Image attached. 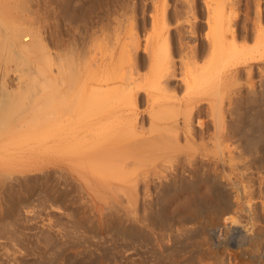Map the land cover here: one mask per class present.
I'll return each instance as SVG.
<instances>
[{
    "label": "bare ground",
    "instance_id": "obj_1",
    "mask_svg": "<svg viewBox=\"0 0 264 264\" xmlns=\"http://www.w3.org/2000/svg\"><path fill=\"white\" fill-rule=\"evenodd\" d=\"M165 1L149 0L151 12L143 9L138 15L128 9L133 0H121L113 9L102 11L94 25L75 30L71 48L59 45L54 52L41 45L45 68L33 57L32 67L29 64L33 80L29 83L37 87L34 75L41 76L40 81L48 86L39 79L38 85L49 91L45 97L36 93L31 102L25 101L30 104L15 113L14 120L9 116L8 121V102L18 96L16 90L19 92L23 83L11 80L6 84L7 71L0 66V144L14 134H24L27 140L24 145L17 144L16 151L59 158L57 168L67 171L81 187L97 194L110 193L111 202L125 204L121 214L114 206L110 211L126 236L149 232L154 216L168 217L171 208L174 229L162 228L156 238L161 253L175 240L193 239L198 264L208 256L215 264H264V227L254 221V208L250 203L228 202L221 193L230 174L244 170L247 173L241 175L245 179L251 174L247 159L241 160L246 156L245 146L234 130L243 103L259 96L250 75L254 69L264 74V29L259 25L258 8L251 27L255 45L247 47V28L239 26V0H174L171 13ZM123 17L129 24L118 37L119 29L113 30L112 24L119 25ZM188 37L194 39L192 45L186 41ZM21 46L16 53L24 49ZM142 69L147 73L140 74ZM240 72L246 75L243 92L237 83ZM259 77L262 91L264 75ZM178 89L181 94L176 95ZM141 102L143 110L139 109ZM2 149L0 155H10V145ZM258 163L264 168V160ZM199 183L210 196L199 195ZM150 187L155 199L141 195L139 200V188L145 194ZM167 190L172 193L171 205L162 201ZM258 191L260 196L264 189ZM182 194L186 198L183 203L179 201ZM259 203L264 215V195ZM242 216L245 224L239 221ZM210 238L220 249L216 256L210 251ZM231 249L233 258L226 262L223 253Z\"/></svg>",
    "mask_w": 264,
    "mask_h": 264
},
{
    "label": "rangeland",
    "instance_id": "obj_2",
    "mask_svg": "<svg viewBox=\"0 0 264 264\" xmlns=\"http://www.w3.org/2000/svg\"><path fill=\"white\" fill-rule=\"evenodd\" d=\"M119 1L121 2V0H26V2L25 0H21V2L20 0H14L13 2L12 0H0V66L5 68L8 75H6V78H3V76L2 78L5 82L9 79L6 84L8 82L10 83L11 80V83L16 81H18L20 85L23 83L20 87L21 89L18 88L22 95L20 96L19 92L16 90L18 96H14L15 98L11 99L12 102H8V104L11 103V105H8V109L10 106L11 108L8 112L10 115L7 116H11V120H14L16 117L15 113L20 110L22 111L24 106L30 104L36 93L38 97H45L46 93L49 91L46 90L48 88L45 89L48 84L44 85V82L40 81L41 79L39 78H41V76L34 75L37 82H35V80L33 82L37 87L43 82L45 87L43 85L39 87L42 92H37L39 89L36 90L37 87L29 83L33 80V76L31 75L32 79L29 76L31 72V69L29 70V64L33 63L34 60L37 59L36 57L40 59H37L38 62L40 61L39 63L37 62L40 66L37 65L42 69L45 68V56L42 55V57V53L40 52L42 51L41 45H46L48 49L54 52L56 48H59V45L61 48L63 46L71 48L76 38L77 30H82L79 28L90 26L91 24L94 25L95 21H99L101 13L108 9H113ZM133 1L134 3L132 2V4H129L131 7L128 6V9L135 11L136 14L139 15L143 9L145 12L147 11L146 13L151 12L152 7L151 4H149V0ZM145 1L147 3L144 5L143 2ZM174 3V0H168L166 2L168 12L171 13ZM239 3V26L243 27L242 25H244L245 28H247L246 33L249 38L246 44H248L247 47H253L255 45V40L253 39L254 33H252L254 31L253 28H251L253 27L252 22L256 17V9L258 8L257 10L260 16L259 25L264 29V0H239ZM19 5L20 7H24V9L20 8ZM113 5L115 6L113 7ZM244 19L246 21H244ZM124 21L125 19L123 17L120 19L119 25H116V23L112 24V29L115 27L117 30L119 29L118 33L116 31L117 35L122 31V33H124V28L129 24L128 21H125L126 24ZM122 23H124L125 26ZM122 33L119 34L120 37H122ZM186 41L192 45L194 39L188 37ZM33 44L36 45V48ZM21 45L24 46V49L27 47L30 52H26V54H32V56H27L23 53L27 51V49L21 50L20 54L16 53L17 47ZM31 45H33L34 48ZM257 54L256 52L255 55ZM41 58H43V60H41ZM41 61L44 63L42 64ZM32 65L33 64H31L30 67H32ZM146 71L147 70L142 69L140 74L144 75V73H147ZM238 74V88H242L244 91L243 84L246 81V75L243 72ZM262 75L264 74L260 75L257 69H254L250 75L259 96L257 95L251 102L243 103L241 106L242 108L240 107L242 109L240 110L242 114L240 119L241 123L239 121V126L234 130L236 137L238 138L239 136L238 139L241 143L243 141L242 144L245 146L244 149H246V154H244L247 158L243 156L241 160L247 159L246 162H248L249 165V167H247L248 172L251 174L246 179L241 175L242 173H247V171L244 170L243 172L239 171L230 174L231 176L229 175L230 177L228 176V178L234 181L232 180L231 183L229 179L226 185L221 189V193L223 198L228 202L238 201L242 204L247 203L248 205L250 203V207L252 206L251 208H254L253 211L255 212L254 221H256L259 226L264 227V215L260 214L259 207L260 196L264 195V193H262L264 192L262 191V189H264V183L261 185V181L264 182V180H262L264 179V168L261 169L260 167H262V165L258 163L259 160H264V145H262L264 144L262 143L264 142V138H262L264 137V117H262L264 116V106H262L264 105V95H260L261 89L259 90L258 87L260 85L259 81L261 80L259 76ZM38 79L39 82H41L39 85ZM12 85L14 86V84ZM41 86L44 88L42 87L41 89ZM54 89L55 87L52 88V91ZM179 89L176 91H179L176 95L181 94V89ZM242 89L241 92H243ZM262 91H264V88H262ZM27 97H29V100L26 99ZM23 99L25 100L23 101ZM16 100L17 102H15ZM18 100L21 102H18ZM25 101L30 102L27 104ZM13 103L16 104L14 105ZM140 104L139 109L143 110L145 108L144 103L141 102ZM12 106L14 108H12ZM21 111L19 113H21ZM12 112L13 115L11 114ZM33 119L34 116L32 120ZM9 120L10 117L8 121ZM242 135L246 137V139ZM240 136L243 138L240 139ZM25 140L27 139L24 134H14V137L11 136L0 144V151L4 150L2 148H8L9 145L11 148L10 151H7L8 153L11 152L9 153L10 155H8L7 152L8 156L0 155V264H198V262L194 260L197 251L191 243L193 239L189 240L190 242L175 240L174 244L162 253L158 249L156 238L158 234L162 232V228L165 230L169 227L174 229L175 226L174 222L169 218L172 210L171 208L168 210L170 212H167L169 213L168 217V214H166V216L163 214L161 217L154 216L152 220L153 226L150 228L149 232L143 233L137 237L126 236L120 232V225L115 223L116 221H113L116 217H112L114 214L111 212L114 210V207H116L119 212L120 210L123 211L122 208H124L125 204L111 202L113 199L110 198V193L107 191H99L98 195L95 191L86 190L81 187L67 171L61 167L59 169L57 168L58 166L56 163L59 164V158L56 159V157L53 156L50 158V156L44 154L39 155L40 153L28 156L21 151H16L19 144L24 145L26 142ZM12 146H15V149ZM253 146H256L258 149L255 147V150ZM53 161L54 163L52 164ZM223 175L227 176V174ZM223 175L221 177H223ZM225 178H221L223 180L222 182H224ZM226 180L228 179L226 178ZM234 183L236 185H234ZM199 186V195L203 194L207 196L208 194V196H210L204 184L199 183ZM142 187L143 186H141V188ZM141 188L138 190L139 200L143 198L141 195L150 200L155 199L154 189L150 187V189H148L149 191H146L147 193L144 194V190ZM257 188L262 191L260 196ZM141 190L143 192H141ZM184 199L186 198L182 194L179 201L183 203L185 201ZM80 201L83 202L81 203ZM162 201L170 205L173 203L171 191H165ZM110 202L112 203L111 205ZM110 208H112L111 211ZM153 213L155 214V211ZM239 221L241 224H245L246 218L242 216ZM212 241L213 240L210 238V251L216 252V256L220 249L217 248L214 245V241ZM231 251L234 255L232 249L223 253V258L226 262L233 258ZM208 257H205V262L203 264H215L213 257L210 256L207 260L206 258Z\"/></svg>",
    "mask_w": 264,
    "mask_h": 264
}]
</instances>
